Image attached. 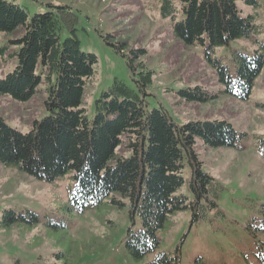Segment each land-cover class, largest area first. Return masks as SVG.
Here are the masks:
<instances>
[{
  "label": "rangeland",
  "instance_id": "rangeland-1",
  "mask_svg": "<svg viewBox=\"0 0 264 264\" xmlns=\"http://www.w3.org/2000/svg\"><path fill=\"white\" fill-rule=\"evenodd\" d=\"M10 1L28 17L47 9V3L68 4L76 11L80 48L96 57L94 73L85 81L82 94L81 104L89 118L96 113L95 98L116 78L137 92L148 109L162 107L178 124L225 119L237 136L233 144L216 147L195 136L201 169L218 184L217 207L198 220H192L188 206L171 212L157 231L159 246L139 259L125 247L128 228L141 227L138 215L134 220L129 216L128 197L113 194L78 209L69 200L70 170L46 181L0 162V264L16 260L20 264H144L160 250L177 254L179 264H258L255 252L264 245V0H234L239 15L252 16L253 29L208 48L210 57L227 66L225 72L233 84L221 80L209 60L207 38L186 44L174 34L171 22L184 16L174 4L171 13L163 14L161 0ZM22 32V26L0 30V45L7 44L0 53V77L17 63L10 39ZM67 35L61 32L62 37ZM258 53L262 65L246 96H239L235 89L242 55L247 56V66H253ZM146 69L151 71L148 81L142 77ZM143 81L145 89L139 85ZM228 84L234 90L227 91ZM195 85L216 96L204 101L186 99L180 90ZM45 86L41 80L26 99L0 93V116L9 126L28 131L34 119L48 112ZM182 174L185 180L177 193L190 199L187 162ZM5 209L22 214L26 221L33 212L37 219L5 225Z\"/></svg>",
  "mask_w": 264,
  "mask_h": 264
},
{
  "label": "trees",
  "instance_id": "trees-1",
  "mask_svg": "<svg viewBox=\"0 0 264 264\" xmlns=\"http://www.w3.org/2000/svg\"><path fill=\"white\" fill-rule=\"evenodd\" d=\"M173 4L174 9L184 12L182 18L171 22L174 34L186 44L207 38L209 60L221 80L231 81L225 72L227 66L210 57L208 48L248 34L254 27L252 16L239 15L234 0H161L162 13H171ZM46 6L44 11L28 17L18 4L0 0V30L23 27L20 36L10 39L17 63L0 77V93L26 99L44 80L43 101L48 111L34 119L25 132L9 126L0 116V162L16 165L46 181L70 170L73 187L69 200L78 209L96 205L113 194L128 197L129 216L134 220L138 215L141 227L128 228L125 247L134 259L142 258L159 246L157 231L171 212L188 206L192 220H198L217 207L218 184L201 169L193 145L195 136L216 147L233 144L237 133L225 119L178 124L164 108L148 109L137 92L116 78L95 98L96 113L89 118L81 104L82 94L85 81L94 73L96 57L80 48L75 33L76 11L63 3ZM63 30L68 33L65 37L61 36ZM6 47L0 45V53ZM255 61L247 66V56L242 55L235 89L239 96L248 93L262 65V55L258 53ZM143 73L148 81L151 71ZM146 81L139 84L142 89ZM226 90L234 89L228 84ZM180 92L186 99L199 101L216 96L203 91L200 85ZM186 162L190 166V199L177 193L185 180L182 172ZM112 201L120 203L119 199ZM31 214V220L26 221L22 214L5 209L2 222L36 221V214ZM255 258L258 264H264V245L257 247ZM144 264H179V257L160 250Z\"/></svg>",
  "mask_w": 264,
  "mask_h": 264
}]
</instances>
